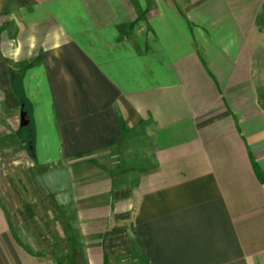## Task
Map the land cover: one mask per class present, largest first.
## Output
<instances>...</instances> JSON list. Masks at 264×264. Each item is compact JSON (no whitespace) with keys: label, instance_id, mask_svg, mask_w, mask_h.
<instances>
[{"label":"crops","instance_id":"1","mask_svg":"<svg viewBox=\"0 0 264 264\" xmlns=\"http://www.w3.org/2000/svg\"><path fill=\"white\" fill-rule=\"evenodd\" d=\"M261 18L264 0H0V162L13 164L14 146L28 157L11 137L24 95L32 169H46L21 181L63 250L14 229L9 206L30 205L12 189L0 264H76V252L110 264L133 251L149 264H264ZM142 132L152 143L138 167ZM120 148L132 154L115 165ZM124 175L135 182L118 185Z\"/></svg>","mask_w":264,"mask_h":264},{"label":"rangeland","instance_id":"2","mask_svg":"<svg viewBox=\"0 0 264 264\" xmlns=\"http://www.w3.org/2000/svg\"><path fill=\"white\" fill-rule=\"evenodd\" d=\"M258 27L260 30L264 32V20L262 18L260 20V24L258 25ZM257 80H258V86L260 89L259 91L260 98L263 103L264 102V67L260 68V72L257 74ZM22 136L24 137V132H21V137ZM11 137H13L19 143V136L17 137L13 135ZM135 141L136 142L133 144V147H134L133 154L128 150H124V148H120L116 153H114L116 154L114 158L115 165H117L119 161L122 160V157H124L123 155L132 154V159H136V161L140 162V164H137V166L138 167L143 166V164L141 163H143L142 161H143L144 155L148 154L149 152V149H150L149 146L152 143V138L149 137L146 133L142 132L138 135V138ZM9 150L7 149V152ZM4 151H5L4 149H0V161H3L4 163H6L8 160H10V156L7 158H4L5 156ZM11 151L13 153L12 154L13 164L12 165L3 164V162H0V174L3 172H5V174L10 173V175L14 177L13 179H14V182H16L17 186L14 184V182H13L14 188H12L13 187L12 185H8V179H6L7 176L5 178H1L0 179V197L2 196L3 199H5L6 195L11 197L12 193H10V190L14 189L12 191L14 193L15 191H19V193H22L24 196V199L26 200V203L30 205V207L27 208L28 210L26 209L23 211L21 205L12 200L14 204L9 206V213L12 219V225H14L13 226L14 229H17V231H19V233L23 237L28 239V241H30L34 247L39 249V251L43 252L45 251L44 249L46 247L51 245L55 251L62 253L63 251L62 248L59 247L57 244H54L55 236L53 234L52 228L50 227V224L54 226L53 214L50 212L44 214L40 210H37L35 208V205L33 204V200L31 199L29 194L25 192L24 190L27 188L28 185L24 184L25 181L23 182L21 181L22 176L27 175L30 168L32 169L33 161H32L31 155L28 151L29 153L28 157L27 159H25L24 155L26 154L24 155L18 154L16 152L18 151V149H16V146H14L13 150ZM44 169H46V166L44 167L38 166L37 169H34V170L32 169L31 171L40 173ZM124 177L125 175L120 176V178H118L117 180L118 185L121 183H134L135 182V179H134L135 175H132L131 177L129 176V178H127V176L126 178ZM61 216L63 218H68L69 215H68V212H62ZM31 221L32 223H30ZM15 224L19 225L20 228H17ZM53 229L55 230V228ZM110 264H146V263L140 252L133 251V253H130L129 256L117 257V259L113 260Z\"/></svg>","mask_w":264,"mask_h":264},{"label":"trees","instance_id":"3","mask_svg":"<svg viewBox=\"0 0 264 264\" xmlns=\"http://www.w3.org/2000/svg\"><path fill=\"white\" fill-rule=\"evenodd\" d=\"M20 103L23 106V111L27 114V118L30 119L31 124L29 127L26 128H22L18 131V136L20 138V140L22 141V143L26 144V149L27 151H29L30 155H34L35 153V145H34V140L33 137L35 138V126H34V121L32 119V115H31V111H30V103L29 101L26 99V97L20 96L19 97ZM21 132H24V135H27V138H24L23 136L21 137ZM32 141V142H31ZM32 147V150L30 149ZM145 263L149 264L146 260V258L144 257V255H142ZM117 258H114V260H116Z\"/></svg>","mask_w":264,"mask_h":264},{"label":"water","instance_id":"4","mask_svg":"<svg viewBox=\"0 0 264 264\" xmlns=\"http://www.w3.org/2000/svg\"><path fill=\"white\" fill-rule=\"evenodd\" d=\"M30 126V120L27 118V114L22 110L20 114V127L19 129L26 128ZM32 150V147L30 148ZM34 156V155H33ZM76 264H87L84 260L83 255L80 252H76L74 255Z\"/></svg>","mask_w":264,"mask_h":264}]
</instances>
